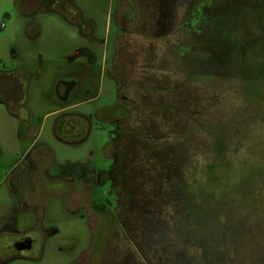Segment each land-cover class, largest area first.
Returning a JSON list of instances; mask_svg holds the SVG:
<instances>
[{
    "label": "rangeland",
    "instance_id": "374dc122",
    "mask_svg": "<svg viewBox=\"0 0 264 264\" xmlns=\"http://www.w3.org/2000/svg\"><path fill=\"white\" fill-rule=\"evenodd\" d=\"M73 1L0 0V264H264V0Z\"/></svg>",
    "mask_w": 264,
    "mask_h": 264
},
{
    "label": "flooded vegetation",
    "instance_id": "af4514ba",
    "mask_svg": "<svg viewBox=\"0 0 264 264\" xmlns=\"http://www.w3.org/2000/svg\"><path fill=\"white\" fill-rule=\"evenodd\" d=\"M41 2H46L48 4V6L53 7L54 10H55V13L60 15L61 18L65 19V21L68 22V24H71V25L72 24L73 25L76 24V22H73V20H71L70 16L67 14L68 13L67 9L69 7H71V6H74L73 5V2H74L73 0H40V3ZM135 9H136V7H135V5L132 4V0H121L120 2L118 1V3H117V15L119 16V20L121 21V25H119V26L122 28L123 31L132 30L133 28H135L134 29V31H135V30H139V29L143 28V26H141V24L138 23V25L136 26L135 25L136 23L133 22V19L135 18V15H136L135 12H134ZM167 18H171V16H169V14H167L166 15V19ZM141 19H142V17H141ZM81 24H82V22H81V19H80V22L78 24V27H79L80 31L82 29L81 28ZM76 26H77V24H76ZM167 29H168V25L166 24V26H164L162 24L161 25V29L159 30V33L163 34V33H165L167 31ZM84 33L85 32H81V34H84ZM135 33H136V31H135ZM85 35H87V34H85ZM90 36L92 37V35H90ZM80 56H83V57L85 56V59H87V58L90 59L91 58L90 54L89 55L81 54ZM70 84H66V88H67V90L69 92L71 91ZM12 91L13 90H11V92ZM11 92H10V90H7L4 93V95H2L3 99L7 101V102L5 101L6 104H7V107H8V104L11 102V100L16 98ZM61 99H63V98H61ZM120 110H122V112L120 114L117 113V111L115 110L116 111L115 115H120V118H123V116L125 114H127L126 113V109L124 107L123 108L121 107ZM112 169H111V171L108 174H106L107 178H109L111 180V183L113 181V178L110 175L111 173H113ZM109 202H110L109 200H106L105 204H102V205H99V206H97L95 204H92L91 206L97 213L102 214V213L105 212L104 211V209L106 208L105 205H109ZM24 238H29L31 240V242H32L31 248H32L33 240L30 237H28V236H21L18 239H16L15 242H17L19 240H22ZM14 243L12 245V247H13V252L12 253L13 254L22 255V254L28 252L31 249L30 248L29 250H19V251L15 250L14 249Z\"/></svg>",
    "mask_w": 264,
    "mask_h": 264
},
{
    "label": "water",
    "instance_id": "95a60500",
    "mask_svg": "<svg viewBox=\"0 0 264 264\" xmlns=\"http://www.w3.org/2000/svg\"><path fill=\"white\" fill-rule=\"evenodd\" d=\"M32 242L29 238H24L14 243L15 250H29L31 248Z\"/></svg>",
    "mask_w": 264,
    "mask_h": 264
},
{
    "label": "trees",
    "instance_id": "16d2710c",
    "mask_svg": "<svg viewBox=\"0 0 264 264\" xmlns=\"http://www.w3.org/2000/svg\"><path fill=\"white\" fill-rule=\"evenodd\" d=\"M109 205H110V202H109Z\"/></svg>",
    "mask_w": 264,
    "mask_h": 264
}]
</instances>
